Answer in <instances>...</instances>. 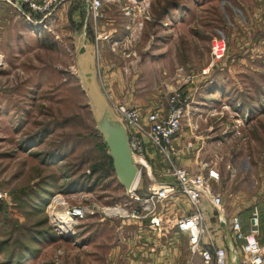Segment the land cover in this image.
<instances>
[{"label":"rangeland","instance_id":"1","mask_svg":"<svg viewBox=\"0 0 264 264\" xmlns=\"http://www.w3.org/2000/svg\"><path fill=\"white\" fill-rule=\"evenodd\" d=\"M122 1L149 4L150 19L136 40H127V26L134 18H126V10L119 7ZM152 12L160 13L159 25L151 20ZM101 13L94 21L80 2L68 1L45 28L0 0V191L7 193L0 199V264H73L78 258L82 263L94 253L100 257L103 238L111 236L103 230L106 225L164 229L152 225V215L137 220L91 217L67 237L53 226L51 203L57 195L71 206L92 200L140 205L117 178L97 128L79 73V66L89 71L91 64L118 117L114 103H126L125 96L141 100L144 111L163 110L172 87L185 85L191 105L177 139V162L186 167L185 160L192 161L205 165V174L210 168L219 173L211 186L223 196L224 215L220 217L209 199L202 208L227 223L225 238L232 236L227 215L258 206V238L264 247V0H105ZM136 13L141 14L138 9ZM167 13L170 19L165 20ZM105 33L112 36L103 41ZM152 33H160L161 47L144 54ZM216 37L225 40L227 49L213 65L211 44ZM124 43L130 46L126 49ZM111 63L116 65L105 70ZM117 70L132 90L120 89L112 74ZM188 142L193 143L191 150L184 148ZM155 169L151 177L143 171L137 185L140 196L147 195L150 180L159 178L157 170L166 173L168 166L158 157ZM168 205L178 215L192 211L182 196ZM171 223L176 229L174 222L167 225ZM46 230L58 239L45 238ZM178 239L164 249L168 263L205 264L199 256L191 261L189 243ZM241 244L230 245L229 264L242 263ZM25 245L36 249L34 255Z\"/></svg>","mask_w":264,"mask_h":264},{"label":"built area","instance_id":"2","mask_svg":"<svg viewBox=\"0 0 264 264\" xmlns=\"http://www.w3.org/2000/svg\"><path fill=\"white\" fill-rule=\"evenodd\" d=\"M12 5L20 16L30 23L47 27L58 8L68 1H78L87 14L97 21L102 15V7L105 0H3ZM137 2V1H135ZM136 10H126L127 16H132L134 23L127 27L130 30L129 40H136L144 29L145 20H149L148 7L145 2L142 7L133 3ZM137 9L141 14H137ZM112 34H106L104 39H109ZM118 44V43H116ZM227 44L222 38H214L211 44L212 64L223 59ZM4 63V56L0 52V65ZM184 84L172 87L168 96L167 105L163 110L144 111L140 107L129 106L123 103H114V108L123 120L129 136L130 147L136 165L139 168L141 180L143 171H148L150 177L155 176L151 163V149L156 151V157L168 166L164 175L172 177V181H156L152 179L146 196L137 193V185L130 193L133 202L140 205L135 207L129 204L113 203L101 204L92 200L87 203L71 206L64 197L57 195L52 203V223L61 237H67L77 232L79 224L91 217L101 220L115 218L142 219L149 215L155 216L152 225L165 228V224L174 222V227L182 234H186L189 243L191 261L200 257L205 264H229L228 248L218 247L212 239L205 242L209 236V228L206 222L202 204L209 199L220 217L224 215V202L221 193H216L212 186V180L219 179V173L210 168L205 170V165L197 166L195 171L182 167L177 162L181 151L177 144L182 125L191 105L190 97ZM184 148L191 150L193 143H185ZM7 193L0 191V199L6 198ZM180 196L185 198L191 208V212L177 214L173 217L166 215L161 210L169 202L177 200ZM166 219V220H163ZM249 231L243 230V225L238 215L232 218V236L227 240L230 245L241 241L244 259L241 264H264V247L259 241L260 234V210L254 206L250 217Z\"/></svg>","mask_w":264,"mask_h":264},{"label":"crops","instance_id":"3","mask_svg":"<svg viewBox=\"0 0 264 264\" xmlns=\"http://www.w3.org/2000/svg\"><path fill=\"white\" fill-rule=\"evenodd\" d=\"M137 4L139 7H142L145 3L138 2ZM131 6H133V3H130V1L129 2L122 1L119 3L120 9H122L123 11L128 10ZM152 15H153V12H152ZM159 15L160 13L155 15L154 19H151L153 22L155 21L156 23H158V25L160 23ZM131 17L127 16L126 18L129 20ZM167 19H170V13H167V17L165 18V20ZM130 20H133V19L131 18ZM112 22H114L113 19H112ZM128 25H130V23ZM113 31L117 32V29L111 28L110 32H113ZM155 33H156V30H155ZM106 34H109V33H105V35ZM159 34L160 33H158L157 35H154V33H152L150 38L146 41H145V38L144 40L142 38L143 43L145 44L146 42L147 45L143 48V50L141 49L142 50L141 52H143L144 54H147L148 51H151V47H154V48L161 47L160 43H158L160 40ZM156 38H157V42H155ZM99 39L101 38L99 37ZM104 40L106 39H103V41ZM124 44H122L121 46L126 47V49L130 46L127 43L125 45ZM115 65L116 64L114 63L107 64V66L104 65V69L105 70L111 69ZM112 74H113L114 79L118 80L119 82L118 85L120 86L121 90L124 89V90L129 91L133 89L132 84L129 85V82L127 80L128 78L126 79L127 81H125L124 80L125 77H123L120 71L117 70V72L115 71ZM122 81H123V84H122ZM191 90H192V87H189L188 91H191ZM129 96H125V98L124 97L122 98L123 102H126L123 104L129 105V106H136V107H141L145 105L143 104V102H141V100H134ZM189 97H190V92H189ZM150 104L153 105L154 102L151 101ZM150 151H151L150 153L151 163L153 165V170L155 174V170H156L155 165H157L158 159L156 157V151L154 149H151ZM198 158L199 157L197 155L196 162ZM191 162L192 161L185 160V166H186L185 168H187L190 171H195L197 169L198 164L191 165L192 164ZM157 172L159 173L158 174L159 178L158 179L155 178V180L158 182L160 181L164 182L165 179L160 178V177H164V173L159 170H157ZM168 179L171 180V178H168ZM150 182L152 181L150 180ZM167 207H168V210L164 212L166 213V215L168 216L177 215L174 211L170 212L169 205ZM251 213H252V210L250 212L246 211V212L239 213V214H236V213L229 214L226 216L227 218L226 220L227 222L232 223L233 216L238 215L242 221L243 230L245 232H248L249 227H250L249 221H250ZM205 216H206L207 225L209 227V236L211 237L212 241H214V243H216L218 247H227L228 249H230L231 248L230 242L227 240V238H225V234L228 231V228L226 226L227 223L224 224L221 221V218L219 217V215L216 214L213 210H206ZM263 223H262V226H263ZM166 225L167 224H165V228L161 231H158L155 227H151L149 225L148 226L147 225L146 226L145 225H142V226L141 225H122L120 227L115 226V228H113L112 225L111 226L103 225L105 226L103 230L104 231L109 230L108 233H110L111 236L103 238V243L101 244L103 245L104 250L101 253L100 257L96 253H94L95 257H87L86 260L81 259L82 263L80 262L79 258L77 259V261L76 259H72L73 262L76 261L73 264H162V263L170 264V262L169 263L167 262L168 260H165V258L162 257V255L164 254V249L170 248V245H173L174 247L175 242L179 241L178 237L179 238L181 237L182 240L186 241L187 243H188V238L186 234H182V233H179L177 237L176 229L173 227H170V226H173V223L167 226ZM95 229L96 228H93L94 231H91V232H94V234H97V231H95ZM104 233H107V232H104ZM91 235L93 234L91 233ZM208 241H209V238L206 237L205 242H208ZM92 243L97 244L95 241H93ZM92 243L90 242L89 244H92ZM170 252L172 253V251ZM173 253H175L174 249H173ZM198 259L202 261L200 257ZM150 260H152V263H149Z\"/></svg>","mask_w":264,"mask_h":264},{"label":"water","instance_id":"4","mask_svg":"<svg viewBox=\"0 0 264 264\" xmlns=\"http://www.w3.org/2000/svg\"><path fill=\"white\" fill-rule=\"evenodd\" d=\"M84 43L83 41V46ZM81 48H83V52L85 47ZM79 68L97 128L108 146L117 178L124 188L130 192L135 187L134 184L139 180L140 173L130 147L127 128L123 120L109 106L104 93L100 86L97 85L95 67L91 64L89 71H84L81 66Z\"/></svg>","mask_w":264,"mask_h":264},{"label":"trees","instance_id":"5","mask_svg":"<svg viewBox=\"0 0 264 264\" xmlns=\"http://www.w3.org/2000/svg\"><path fill=\"white\" fill-rule=\"evenodd\" d=\"M110 159H111V161H112V163H114L113 162V159H112V157L110 156ZM114 165V164H113ZM138 192V191H137ZM139 193V192H138ZM142 195V194H141ZM253 209V208H252ZM42 235L45 237V238H50L51 240H56V239H58V236L54 233V232H51V231H43V233H42ZM32 242V241H31ZM25 247L26 248H28V250H30V255H34V253H35V251H36V249H34V248H32V247H30V245L28 246V245H25Z\"/></svg>","mask_w":264,"mask_h":264},{"label":"bare ground","instance_id":"6","mask_svg":"<svg viewBox=\"0 0 264 264\" xmlns=\"http://www.w3.org/2000/svg\"><path fill=\"white\" fill-rule=\"evenodd\" d=\"M138 181H139V180H137V182L134 184V185H135V187H136V185L138 184Z\"/></svg>","mask_w":264,"mask_h":264}]
</instances>
